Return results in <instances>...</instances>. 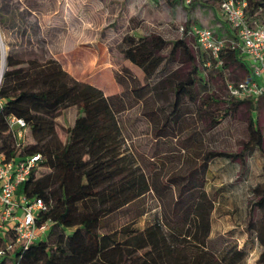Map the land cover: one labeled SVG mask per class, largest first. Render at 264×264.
Wrapping results in <instances>:
<instances>
[{"label": "trees", "instance_id": "obj_1", "mask_svg": "<svg viewBox=\"0 0 264 264\" xmlns=\"http://www.w3.org/2000/svg\"><path fill=\"white\" fill-rule=\"evenodd\" d=\"M247 3V15L259 19L264 0ZM121 45L126 58L143 71V83L110 94L65 71L40 44L39 53L27 56H15L27 47L17 50L12 45L8 50L0 83V149L8 156L41 154L18 191L41 197L46 209L40 220H51V224L45 236L2 256L0 264H239L243 260L244 251L236 243L217 252L208 247L213 200L198 176L197 181L174 180L175 194L163 205L162 213L145 219L142 226L137 224L147 211L140 206L131 213V207L154 186L144 170L135 171L124 147L122 112L132 103H140L158 137L168 133V125H179L186 100L196 105L194 113L200 115L212 99L196 102L199 67L184 37L168 40L158 33H125ZM178 52L190 68L170 86L168 105H157L154 77ZM229 55L241 62L249 79H256L252 66L245 64L236 49L224 48L218 56L212 55L214 65L225 66ZM257 97L237 98L235 103L246 101L254 108ZM70 106L78 108L76 117L82 124L66 126L59 142L53 133L56 117ZM11 114L25 119L27 134L34 132L31 140L25 139L16 148L8 125ZM247 132L238 152L204 149L200 171L212 158L242 159L244 152L253 148L264 160V135L252 115ZM42 168L46 170L36 176ZM253 191L251 209L264 210V183ZM125 211L128 218L115 223L116 215ZM251 228L249 225L248 230ZM257 237L264 242V221L257 228ZM257 260L264 262V252Z\"/></svg>", "mask_w": 264, "mask_h": 264}, {"label": "rangeland", "instance_id": "obj_2", "mask_svg": "<svg viewBox=\"0 0 264 264\" xmlns=\"http://www.w3.org/2000/svg\"><path fill=\"white\" fill-rule=\"evenodd\" d=\"M220 2L0 0V54L3 46L6 63V54L12 45L17 50L21 46L27 47L15 56L39 53L42 48L47 55L56 56L65 66L77 71V76L101 87L103 92L121 91L143 78L140 70H136L124 55L121 44L125 33L136 36L158 33L168 40L184 37L199 67L196 102L207 97L212 100L200 115L194 113L196 105L186 100L179 125H168V133L158 137L154 136L155 126L143 115L140 103L134 102L122 112L126 125L124 147L131 155L135 171L144 170L155 187L139 199L138 205L131 207V213L140 206L146 209L137 223L142 226L145 219L160 215L163 205L170 202L175 194L174 180L197 181L195 176H198L213 200L208 247L217 252L236 243L244 251L239 264H264L257 260L264 252V242L257 237V228L264 221V210H252L250 207L253 188L264 183V160L258 150L245 151L242 159L212 158L203 172L199 167L204 149L228 152L241 149L242 141L248 137L250 115L264 135V96L257 97L252 108L246 101L236 104L237 98L231 96L227 89L229 82L246 80L241 62L229 55L224 61L225 66L214 65L212 54L198 46L188 31L191 26H208L219 35H231L230 27L221 14ZM39 44L41 48H38ZM79 52L83 56L76 60ZM183 57L182 52H178L164 71L156 73L157 105H168L170 86L189 70L190 66L183 62ZM240 58L245 59L241 54ZM247 60L245 63L249 66ZM77 113L76 106L58 113L53 133L59 142L64 139L66 126H81ZM213 117L219 120L214 121ZM33 134L29 132L25 139L31 140ZM45 170L42 168L36 176ZM128 216L126 211L120 212L114 222L120 224ZM249 225L251 230H248Z\"/></svg>", "mask_w": 264, "mask_h": 264}, {"label": "built area", "instance_id": "obj_3", "mask_svg": "<svg viewBox=\"0 0 264 264\" xmlns=\"http://www.w3.org/2000/svg\"><path fill=\"white\" fill-rule=\"evenodd\" d=\"M184 1L189 3L191 0ZM246 8L247 0H221L220 11L232 29V35H219L208 26H191L188 29L196 43L213 56L228 48L236 49L248 59L256 79L229 82L228 92L235 98L264 94V9L261 10V17L255 19L247 15ZM1 78L0 69V83ZM2 101L0 97V107ZM8 125L16 148L25 141L27 123L24 118L11 114ZM40 159L38 152L8 156L0 149V258L7 253L12 254L16 248H27L33 241L45 236L49 229L51 220H40L46 209L44 200L18 191L19 185L28 179Z\"/></svg>", "mask_w": 264, "mask_h": 264}, {"label": "crops", "instance_id": "obj_4", "mask_svg": "<svg viewBox=\"0 0 264 264\" xmlns=\"http://www.w3.org/2000/svg\"><path fill=\"white\" fill-rule=\"evenodd\" d=\"M228 25V24H227ZM230 30H231V32H232V29L231 28H229ZM225 34H227V33H225ZM231 35H232V33H231ZM82 52L80 53H77V55H76V57H75V59L76 60H81V58H82ZM54 58H56L57 60H59V62L62 64V67H63V69L65 70V71H67V72H69L70 74H72L73 76H75L76 78H78V79H81V80H84V81H87V82H90V83H92V84H94L93 82H91V81H89V80H87L85 77H80V76H77V71H75V70H73V69H71V68H69L68 66H65L62 62H61V60L60 59H58L56 56H54ZM247 59H244V62L246 61ZM248 61V60H247ZM130 62V61H129ZM130 64H132L133 66H135V68H136V70H140L139 72H141V74H142V77H143V71L141 70V68L140 67H138V66H136V65H134L133 63H131L130 62ZM246 64V63H245ZM247 65V64H246ZM248 65H250V63H249V61H248ZM246 75H247V77H246V80L247 79H249L250 78V76H249V74L247 73V71H246ZM143 79V78H142ZM141 79V81H138L136 84H134V85H132V86H129V87H133V86H138V85H140V84H142L143 83V80ZM258 81L260 82V83H262V80L261 79H258ZM94 85H96V84H94ZM97 86V85H96ZM99 87V86H98ZM128 87V88H129ZM99 88H101V87H99ZM102 89V88H101ZM116 91H119V90H113V91H110V92H104L105 94H110V93H113V92H116Z\"/></svg>", "mask_w": 264, "mask_h": 264}, {"label": "bare ground", "instance_id": "obj_5", "mask_svg": "<svg viewBox=\"0 0 264 264\" xmlns=\"http://www.w3.org/2000/svg\"><path fill=\"white\" fill-rule=\"evenodd\" d=\"M4 64H5V51L2 46V51H1V57H0V69L3 71L4 69Z\"/></svg>", "mask_w": 264, "mask_h": 264}, {"label": "water", "instance_id": "obj_6", "mask_svg": "<svg viewBox=\"0 0 264 264\" xmlns=\"http://www.w3.org/2000/svg\"><path fill=\"white\" fill-rule=\"evenodd\" d=\"M0 56H1V54H0ZM3 71H4V69H3ZM3 71H2V74H3Z\"/></svg>", "mask_w": 264, "mask_h": 264}]
</instances>
